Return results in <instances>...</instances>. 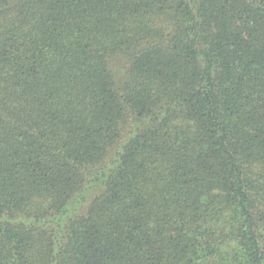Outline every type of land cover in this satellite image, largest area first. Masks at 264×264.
<instances>
[{
  "label": "trees",
  "instance_id": "trees-1",
  "mask_svg": "<svg viewBox=\"0 0 264 264\" xmlns=\"http://www.w3.org/2000/svg\"><path fill=\"white\" fill-rule=\"evenodd\" d=\"M0 264H264V0H0Z\"/></svg>",
  "mask_w": 264,
  "mask_h": 264
}]
</instances>
